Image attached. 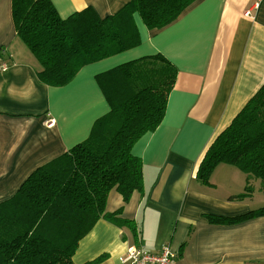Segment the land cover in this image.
I'll return each instance as SVG.
<instances>
[{"label":"crops","instance_id":"crops-1","mask_svg":"<svg viewBox=\"0 0 264 264\" xmlns=\"http://www.w3.org/2000/svg\"><path fill=\"white\" fill-rule=\"evenodd\" d=\"M49 1L65 19L86 8L105 18L130 0ZM133 21L138 47L52 88L38 82L37 63L16 39L11 0H0V203L35 169L84 141L94 121L109 112L97 75L160 54L177 72L162 122L131 149L141 161L142 191L125 205L116 191L106 201L107 212L121 209V219L133 226L98 220L72 261L103 257L97 264H128L125 252L137 245L151 253L169 246L174 264H264V217L237 225L208 220L263 206L264 192L256 189L261 183L255 180L251 197L240 202L232 200L245 187L238 169L220 165L208 184L197 179L213 137L264 82V0H197L161 30L148 31L137 15Z\"/></svg>","mask_w":264,"mask_h":264},{"label":"trees","instance_id":"trees-1","mask_svg":"<svg viewBox=\"0 0 264 264\" xmlns=\"http://www.w3.org/2000/svg\"><path fill=\"white\" fill-rule=\"evenodd\" d=\"M195 1L130 0L105 18L86 8L62 19L49 0H11V16L16 39L39 67L38 82L62 88L82 68L138 47L135 15L148 31L161 30ZM176 72L156 54L96 76L109 112L94 121L84 141L35 169L11 198L0 203V264H74L79 241L98 220L133 226L121 219V209L107 212L106 201L116 191L125 205L133 193L142 191L141 161L131 149L162 122ZM220 165L245 175L242 193L232 200L251 197L255 180L264 192V82L214 136L197 179L208 184ZM260 217L264 205L235 218L208 220L237 225Z\"/></svg>","mask_w":264,"mask_h":264},{"label":"built area","instance_id":"built-area-1","mask_svg":"<svg viewBox=\"0 0 264 264\" xmlns=\"http://www.w3.org/2000/svg\"><path fill=\"white\" fill-rule=\"evenodd\" d=\"M176 253L164 246L158 253H150L140 246L127 248L123 261L128 264H174Z\"/></svg>","mask_w":264,"mask_h":264},{"label":"rangeland","instance_id":"rangeland-1","mask_svg":"<svg viewBox=\"0 0 264 264\" xmlns=\"http://www.w3.org/2000/svg\"><path fill=\"white\" fill-rule=\"evenodd\" d=\"M19 43H20V45L22 46L21 49L24 51V55H25V54H28V55H30V56L32 57V54L28 52L27 48H26L21 42H19ZM28 55H25V57H28ZM213 138H214V137H213ZM212 140H213V139H212ZM212 140H211V141H212ZM0 167H1V166H0ZM226 167H227L228 169H234V168H235V167H230V166H227V165H226ZM235 169H236V168H235ZM238 173H239V172H238ZM240 173H241V171H240ZM211 175H213V173H211L210 176H211ZM222 176L225 178V177H227L228 175H227L226 173H223ZM259 183H260V182H259ZM253 185H254V184H253ZM225 188H226V187H225ZM261 188H262V187H261V184L258 185V183H257V184H256V189L261 190ZM263 188H264V187H263ZM255 193H256V191H255ZM121 212H122V211H121Z\"/></svg>","mask_w":264,"mask_h":264}]
</instances>
